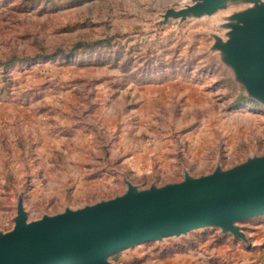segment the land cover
Segmentation results:
<instances>
[{"label": "rangeland", "instance_id": "1", "mask_svg": "<svg viewBox=\"0 0 264 264\" xmlns=\"http://www.w3.org/2000/svg\"><path fill=\"white\" fill-rule=\"evenodd\" d=\"M264 2V1H263ZM191 0H0V234L264 157V107L220 50L239 13ZM139 245L112 264H264V215Z\"/></svg>", "mask_w": 264, "mask_h": 264}, {"label": "water", "instance_id": "2", "mask_svg": "<svg viewBox=\"0 0 264 264\" xmlns=\"http://www.w3.org/2000/svg\"><path fill=\"white\" fill-rule=\"evenodd\" d=\"M191 1L169 9L167 17L212 15L234 0ZM237 19L231 39L219 48L249 96L264 107V9L239 13ZM263 215L261 157L146 191L129 184L122 196L33 222L20 202L14 229L0 234V264H112L125 250L210 227L245 239L236 224Z\"/></svg>", "mask_w": 264, "mask_h": 264}]
</instances>
